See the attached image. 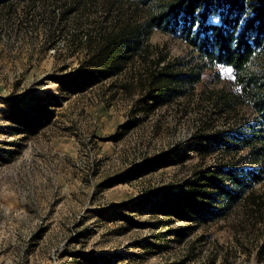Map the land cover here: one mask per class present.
I'll return each mask as SVG.
<instances>
[{
  "label": "rangeland",
  "instance_id": "rangeland-1",
  "mask_svg": "<svg viewBox=\"0 0 264 264\" xmlns=\"http://www.w3.org/2000/svg\"><path fill=\"white\" fill-rule=\"evenodd\" d=\"M112 16L130 10L114 0L0 6V264H264V207L203 224L158 211L185 198L195 173L236 159L198 152L197 139L253 118L232 73L205 70L159 107L141 102L133 74L91 81L79 75L81 44ZM149 42L158 57L194 59L170 33ZM253 192L264 199V180Z\"/></svg>",
  "mask_w": 264,
  "mask_h": 264
},
{
  "label": "trees",
  "instance_id": "trees-1",
  "mask_svg": "<svg viewBox=\"0 0 264 264\" xmlns=\"http://www.w3.org/2000/svg\"><path fill=\"white\" fill-rule=\"evenodd\" d=\"M14 1L0 0V6H12ZM114 3L129 9L130 16H112L105 24L85 32L79 75L100 82L133 74L130 78L141 102L159 107L174 96L192 91L205 70L230 66L241 90L237 97L247 101L253 111V118L239 124V129L216 133L212 138L207 134L197 138L198 152L210 146V150L221 149L227 157L236 159L195 173L188 182L185 198L164 203L158 211L203 224L224 218L240 204L263 208L264 199L253 191L264 180V0ZM58 18L62 22L64 16ZM155 31L183 40L191 47L194 59L184 63L158 57L149 42ZM136 64L138 69L132 73ZM85 81L83 87L87 86ZM218 99L225 107L232 105L225 94ZM159 161L152 158L144 163L155 166Z\"/></svg>",
  "mask_w": 264,
  "mask_h": 264
},
{
  "label": "snow or ice",
  "instance_id": "snow-or-ice-1",
  "mask_svg": "<svg viewBox=\"0 0 264 264\" xmlns=\"http://www.w3.org/2000/svg\"><path fill=\"white\" fill-rule=\"evenodd\" d=\"M233 69L230 66H225L222 69V74H231Z\"/></svg>",
  "mask_w": 264,
  "mask_h": 264
}]
</instances>
